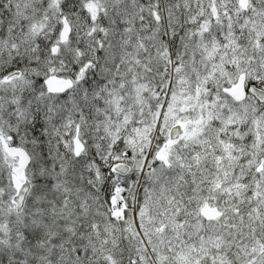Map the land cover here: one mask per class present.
I'll use <instances>...</instances> for the list:
<instances>
[{
    "label": "snow or ice",
    "instance_id": "snow-or-ice-1",
    "mask_svg": "<svg viewBox=\"0 0 264 264\" xmlns=\"http://www.w3.org/2000/svg\"><path fill=\"white\" fill-rule=\"evenodd\" d=\"M0 264H264V0H0Z\"/></svg>",
    "mask_w": 264,
    "mask_h": 264
}]
</instances>
